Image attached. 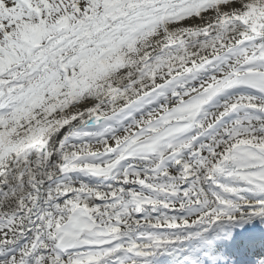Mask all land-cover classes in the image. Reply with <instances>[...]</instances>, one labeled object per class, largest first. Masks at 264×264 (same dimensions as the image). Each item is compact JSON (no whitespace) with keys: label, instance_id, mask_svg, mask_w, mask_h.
<instances>
[{"label":"snow or ice","instance_id":"1","mask_svg":"<svg viewBox=\"0 0 264 264\" xmlns=\"http://www.w3.org/2000/svg\"><path fill=\"white\" fill-rule=\"evenodd\" d=\"M0 264H264V0H0Z\"/></svg>","mask_w":264,"mask_h":264}]
</instances>
